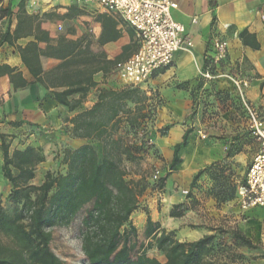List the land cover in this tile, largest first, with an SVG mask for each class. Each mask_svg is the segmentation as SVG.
<instances>
[{
	"label": "crops",
	"instance_id": "obj_1",
	"mask_svg": "<svg viewBox=\"0 0 264 264\" xmlns=\"http://www.w3.org/2000/svg\"><path fill=\"white\" fill-rule=\"evenodd\" d=\"M172 1L177 4L171 11L172 18L184 27L193 46L189 51L175 52L170 67L156 72L143 87L131 89L123 88L112 74L115 62L128 58L136 50L134 30L121 18L101 13L94 4L81 5L75 0H3L2 6L9 9V16L0 21L4 23L2 30L9 20V32L12 34L20 21L19 37L11 44L3 43L0 46V134L4 135L5 141L23 139V144L15 148L19 150L27 146L42 149L47 145L46 138L56 134L58 138L61 136L63 144L76 148L87 143V139L69 136L73 126L70 119L91 109L101 91L121 93L145 89L150 85L161 100L156 107V127L169 125L165 135L153 141L157 149L166 150V161L171 159L173 146L181 141L184 131L191 129L187 145L179 151L181 163L156 192L162 201L186 202V191L199 165L221 155L218 143L203 145L196 141L197 130L205 133L204 125L197 120L202 111L197 99L201 98L204 90L216 84L218 91H231L232 79L245 81L247 86L244 92L248 101L264 118V0ZM110 24H113L118 36L105 40ZM37 37L40 39L37 40ZM215 40L227 42V56L222 62L224 71L221 73V66L216 65V73H210L217 76L206 79L200 73L206 71L204 59L207 49ZM29 42L37 45L33 64L40 66L42 81L30 73L21 59L18 46L23 48ZM76 70L83 72L85 77L90 76L91 85L84 93L77 92L67 97L70 105L74 106L70 109L57 102L53 92L67 89L70 80L66 81L62 74ZM53 73L56 80H51ZM22 80L26 82L25 85H21ZM82 85H86L85 82ZM149 94L147 91L146 95ZM130 98L123 99L121 103L124 109L133 112L137 102L134 95ZM205 113H209V110ZM123 115L126 114L119 111L117 116ZM65 133L67 136L63 138ZM2 160L0 149V195L6 196L10 185L1 171ZM177 180L183 183V189L170 192ZM147 192L148 189L143 196ZM217 212L221 217L218 225L222 227L216 230L219 246H234L239 239L235 234H238L264 248V207L240 212L236 205L222 206ZM148 213L152 221L166 231H173L179 219L168 216L166 226L159 212H156V216ZM212 233V228L208 227L204 235ZM262 247L255 248L256 259L249 264H264Z\"/></svg>",
	"mask_w": 264,
	"mask_h": 264
},
{
	"label": "trees",
	"instance_id": "obj_2",
	"mask_svg": "<svg viewBox=\"0 0 264 264\" xmlns=\"http://www.w3.org/2000/svg\"><path fill=\"white\" fill-rule=\"evenodd\" d=\"M2 2L0 0V21L9 16V9L3 7ZM19 24L20 21L12 34L9 32V20L4 30L0 26V46L3 43L11 44L19 37ZM113 27V24L108 26L105 40L117 38L118 33ZM18 49L30 73L38 81H42L39 76L40 66L35 67L33 64L38 51L36 43L29 42L23 48L18 46ZM209 51L211 47L207 49L204 70L214 74L216 65L212 64ZM222 65V62L218 65L221 70ZM83 74L77 70L64 72L62 78L70 80L69 87L53 92L55 100L72 109L74 106L70 105L67 97L77 92L84 93L91 85L90 76L85 77ZM51 80H56L54 73ZM84 82L86 85H82ZM25 83L24 80L21 81V85ZM135 93L136 90H125L121 93L103 90L91 109L72 117L70 121L73 124V135L91 140L102 139L100 152L90 143L65 150L62 158L66 165L65 173L53 175L46 172L39 185L31 183L35 165L43 161L37 149L27 146L23 150L14 149L11 153L9 143L0 134L3 158L1 171L10 185V191L5 197L20 206L12 215L5 213L1 209L0 195V264H64L50 246V228L68 225L79 214L82 215L79 230L81 251L88 264L203 263L210 254L216 235L214 237L207 234L193 241H180L171 231L160 228L158 223L152 221L147 210L143 233L144 238L151 241L146 246L138 241L137 229L131 222V215L138 209L139 197L146 190V182L142 176L127 177L121 165L122 158L134 161L137 154L131 146L111 137L120 118L117 116L118 112L122 111L126 117L134 114V111L124 109L121 101L131 99V95ZM168 128L169 125H166L161 131ZM190 132L191 129L187 128L181 141L173 146L169 170L163 175L159 172L156 180L159 189L164 186L167 176L181 163L179 151L187 145ZM151 145L152 138L145 136L141 146ZM208 169L209 167H204L194 173L189 184L190 189ZM13 170H17L16 175ZM188 196L189 193L186 194ZM169 215L180 217L182 213L171 210ZM235 236L243 244L250 245L247 238L238 234ZM218 244L217 241L214 246ZM146 248L157 250L165 261L147 256Z\"/></svg>",
	"mask_w": 264,
	"mask_h": 264
},
{
	"label": "rangeland",
	"instance_id": "obj_3",
	"mask_svg": "<svg viewBox=\"0 0 264 264\" xmlns=\"http://www.w3.org/2000/svg\"><path fill=\"white\" fill-rule=\"evenodd\" d=\"M3 24L1 22L0 26L3 27ZM223 71L224 69L221 70V73ZM215 87L216 84L210 85L204 90L201 98L197 99V105L202 108L197 120L204 125L206 138L202 141L197 134L195 137H197L198 144L218 143L221 155L209 163L199 165L198 169L204 167H209V169L198 178L191 189L186 191V194L189 193L186 202L172 203L173 201L169 202L168 199L162 201L163 199L157 196L158 183L152 179V174L155 170H159L162 175L167 173L170 159L166 161V150L157 149L154 143L149 147L141 146L145 136L151 137L153 142L156 137L165 135V131H161L163 127L157 128L155 122L156 107L161 101L157 91H152L150 85H147L145 89H137L134 94L137 102L134 114L129 117L121 116L116 129L111 133L112 138L131 146L137 154L134 161L122 158L121 165L127 173V177L142 176L146 182V191L148 189L146 196H143V193L140 195L138 210L131 215V222L137 229L138 241L142 242L143 246L151 241L145 239L143 233L145 210L153 213L154 216H156V212H159L163 216L166 226H168V216H170L171 210L181 212L182 215L171 232L180 241H193L202 237L208 227L212 228L211 235L215 237L216 230L222 229L218 225L221 217L217 210L222 206H235L233 202L237 187L243 182L258 146L248 130L247 117L235 85L233 84L231 91H218ZM147 91L150 92L149 95H146ZM206 110H209V113L206 114ZM65 128L67 129L68 126L66 125ZM65 136H67L66 133L63 138ZM69 136L74 135L71 132ZM8 143L12 153L15 148L23 144V139L10 140ZM87 143L92 144L100 152L103 140L87 139ZM46 144L42 149L36 148L43 157V161L34 167V176L31 179V183L34 185L41 184L46 172H51L53 175L65 173L66 165L62 160L63 154L65 150L73 149V147L63 144L61 136L58 138L56 134H51V137L46 138ZM230 151L231 153H229ZM13 173L16 175L17 170H13ZM182 189L183 183L177 180L173 183L170 192H180ZM165 203L166 206H163ZM19 208V205L2 196V211L12 215ZM81 216V214L77 215L68 225L50 228L52 236L50 246L64 264H88L81 251L79 235ZM215 242H217L216 237L212 241L210 254L202 264H231L233 262L249 264L251 260L256 259L255 248L262 247L259 243L252 244L251 242L250 245H245L240 239L234 246L230 244L223 248L219 244L214 246ZM261 250L264 251V248L262 247ZM146 254L161 262L165 261L163 255L154 248H146Z\"/></svg>",
	"mask_w": 264,
	"mask_h": 264
},
{
	"label": "built area",
	"instance_id": "obj_4",
	"mask_svg": "<svg viewBox=\"0 0 264 264\" xmlns=\"http://www.w3.org/2000/svg\"><path fill=\"white\" fill-rule=\"evenodd\" d=\"M51 2L53 0H35ZM78 4H94L101 13L121 18L134 30L136 50L126 59L116 61L112 74L123 88H140L151 77L171 66L174 53L189 51L192 39L185 34L184 27L176 22L171 11L177 7L172 0H75ZM194 22L195 19L192 18ZM209 55L212 64L219 65L227 56V42L215 40ZM206 79L216 77L208 70L200 73ZM247 117L250 134L257 142V150L246 171L245 178L236 190L234 204L240 212L256 207H264V118L245 95V81L232 79ZM200 139L206 134L197 130ZM159 170L152 179L157 180Z\"/></svg>",
	"mask_w": 264,
	"mask_h": 264
}]
</instances>
